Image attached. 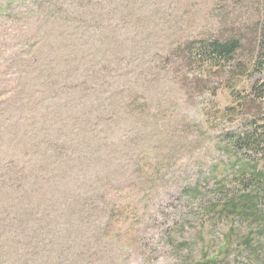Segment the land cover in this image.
<instances>
[{
	"label": "rangeland",
	"instance_id": "obj_1",
	"mask_svg": "<svg viewBox=\"0 0 264 264\" xmlns=\"http://www.w3.org/2000/svg\"><path fill=\"white\" fill-rule=\"evenodd\" d=\"M211 33L244 46L227 74L201 80L175 46ZM263 35L264 0H0V264H264V226L213 209L254 193L219 142L264 111L238 104L264 81L250 66ZM105 69L132 81L116 125L94 109L105 91L72 90L98 89ZM96 139L114 153V176L91 192Z\"/></svg>",
	"mask_w": 264,
	"mask_h": 264
},
{
	"label": "trees",
	"instance_id": "obj_2",
	"mask_svg": "<svg viewBox=\"0 0 264 264\" xmlns=\"http://www.w3.org/2000/svg\"><path fill=\"white\" fill-rule=\"evenodd\" d=\"M43 12L41 14H45ZM53 18L52 21L67 20V16L64 13L50 14ZM69 23V22H68ZM221 32V31H220ZM233 35V34H232ZM235 36V37H234ZM86 34L83 32L79 34V38L84 39ZM184 39V37H182ZM262 49L264 47V35L262 37ZM244 39L241 36L233 35L227 36L225 33L210 34L204 36L203 38H190L182 43L180 42L175 46V52L177 55L181 56V60L186 62L190 69L199 71L197 76L205 80L208 76L212 78L222 77L224 74H227L228 69L230 70L233 66L237 55L243 49ZM262 49L258 52V60L255 63L250 62V66L255 69L254 74L264 73V65L259 64L260 61L264 58V52ZM254 57V56H253ZM82 70L91 71V68H84L82 65H78ZM71 88V87H70ZM70 88H68L70 90ZM65 89V92H68ZM132 81L128 80L126 74H115L111 70L105 69L103 71L102 80L98 89L87 87L85 81H80L72 89L79 91L81 95L87 98V94L94 92L96 90L105 91V93L99 97V103L94 105V109L99 113V121L102 122L101 125H116V113H115V103L120 107V111L128 110V101L130 102L132 98ZM71 90V91H72ZM63 89L61 90V92ZM217 89L215 90L216 93ZM49 92L52 94L55 93V87L50 89ZM214 93V94H215ZM240 100V96H237ZM236 97V98H237ZM251 102L253 104H264V81L256 83L250 90L247 97L241 99L238 104L244 102ZM82 106H84L82 101ZM258 108V120L251 119L239 127L230 129L227 134L221 137L220 146L221 151L224 153L225 150L230 152L236 161L245 163L243 167L242 174L246 173L251 178V184L255 187L254 193L240 195L237 198L230 199L229 201L220 204L213 205V209L218 210L220 216L232 217L235 215L246 216L247 218L254 217V224H259V226H264V169L259 167L260 162L264 161V111H262L263 106L260 105ZM262 107V108H260ZM233 109H229L226 114L230 115L227 118L232 117ZM262 116V117H261ZM225 116L221 117L224 120ZM263 122V123H262ZM237 125V124H236ZM114 128V126L111 128ZM110 131V132H111ZM48 135V134H44ZM43 135V136H44ZM118 147L115 144V147ZM95 150L97 151L100 158V170L99 173L93 177H83L91 181L89 190L91 192H96L101 189L103 182L109 178L113 177V167L111 163L113 162L112 156L113 151L111 147L106 146L105 142L102 139L95 140ZM117 155L121 153V148L117 149L115 152ZM121 165L120 163H116ZM72 163L69 161L65 164V170L61 171L59 177L56 179L59 182L61 181L65 173H71ZM58 190V189H57ZM56 191V190H55ZM191 193L194 194V199L199 200L198 192L195 189L191 190ZM69 195V194H67ZM70 196V195H69ZM73 203L75 198L70 196ZM77 205V210L80 209L82 205ZM68 213L65 215L66 218H72L74 210L69 204L67 210ZM245 218H242L243 221ZM253 220V219H252ZM251 228L253 227L250 224ZM256 229H251V232H254ZM253 234V233H249ZM224 242L222 243V250H218L219 254H229L231 242L233 241L232 233L227 234ZM241 243L245 247H250L251 244H255V241L252 240V236H248ZM215 260L213 257L203 259L199 264H214Z\"/></svg>",
	"mask_w": 264,
	"mask_h": 264
}]
</instances>
